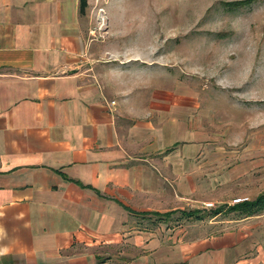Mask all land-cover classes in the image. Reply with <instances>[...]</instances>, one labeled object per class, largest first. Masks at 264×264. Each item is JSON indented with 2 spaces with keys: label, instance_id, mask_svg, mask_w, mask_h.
Here are the masks:
<instances>
[{
  "label": "crops",
  "instance_id": "1",
  "mask_svg": "<svg viewBox=\"0 0 264 264\" xmlns=\"http://www.w3.org/2000/svg\"><path fill=\"white\" fill-rule=\"evenodd\" d=\"M95 7L0 0V264H264V245L162 237L201 140L186 100L119 96L106 59L137 54L107 49Z\"/></svg>",
  "mask_w": 264,
  "mask_h": 264
},
{
  "label": "rangeland",
  "instance_id": "2",
  "mask_svg": "<svg viewBox=\"0 0 264 264\" xmlns=\"http://www.w3.org/2000/svg\"><path fill=\"white\" fill-rule=\"evenodd\" d=\"M95 5L92 29L107 49L137 54L106 59L119 67V74L109 76L119 80V96L155 98L157 107L163 99L172 108L188 103L203 155L185 211L264 195V0H95ZM162 237L176 242L219 237L246 242L243 252L255 254L264 245V213L251 218L223 213L203 222L183 218L170 223Z\"/></svg>",
  "mask_w": 264,
  "mask_h": 264
},
{
  "label": "trees",
  "instance_id": "3",
  "mask_svg": "<svg viewBox=\"0 0 264 264\" xmlns=\"http://www.w3.org/2000/svg\"><path fill=\"white\" fill-rule=\"evenodd\" d=\"M88 8V0H80V14L84 15ZM223 213L236 214L243 218H251L264 213V195L257 197L251 202H245L233 206H223L216 209H200L187 210L182 212H171L166 215H154L157 221H165L166 223H173L177 220L193 219L195 221L203 222L208 218H215Z\"/></svg>",
  "mask_w": 264,
  "mask_h": 264
},
{
  "label": "built area",
  "instance_id": "4",
  "mask_svg": "<svg viewBox=\"0 0 264 264\" xmlns=\"http://www.w3.org/2000/svg\"><path fill=\"white\" fill-rule=\"evenodd\" d=\"M242 201L241 200H236V201H233V205H238V204H241Z\"/></svg>",
  "mask_w": 264,
  "mask_h": 264
},
{
  "label": "clouds",
  "instance_id": "5",
  "mask_svg": "<svg viewBox=\"0 0 264 264\" xmlns=\"http://www.w3.org/2000/svg\"><path fill=\"white\" fill-rule=\"evenodd\" d=\"M0 231H5V229H0ZM5 233H6V231H5Z\"/></svg>",
  "mask_w": 264,
  "mask_h": 264
}]
</instances>
